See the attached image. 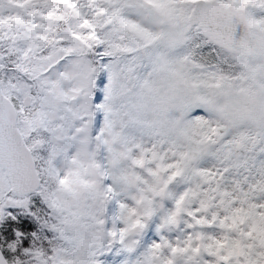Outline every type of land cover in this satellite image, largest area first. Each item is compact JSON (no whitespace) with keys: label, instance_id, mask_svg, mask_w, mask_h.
Listing matches in <instances>:
<instances>
[{"label":"snow or ice","instance_id":"6c2138e0","mask_svg":"<svg viewBox=\"0 0 264 264\" xmlns=\"http://www.w3.org/2000/svg\"><path fill=\"white\" fill-rule=\"evenodd\" d=\"M0 264H264V0H0Z\"/></svg>","mask_w":264,"mask_h":264}]
</instances>
